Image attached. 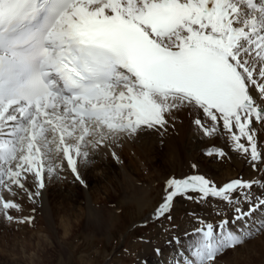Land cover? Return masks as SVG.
Returning <instances> with one entry per match:
<instances>
[{
	"label": "snow or ice",
	"instance_id": "obj_1",
	"mask_svg": "<svg viewBox=\"0 0 264 264\" xmlns=\"http://www.w3.org/2000/svg\"><path fill=\"white\" fill-rule=\"evenodd\" d=\"M180 110L258 174L165 181L158 217L171 220L174 199L190 193L233 206L231 221L203 222L177 249V264H215L264 231V0H0V188L12 196L34 200L29 179L43 189L65 165L83 183L89 146L160 132ZM11 210L22 207L0 195V214L12 221Z\"/></svg>",
	"mask_w": 264,
	"mask_h": 264
},
{
	"label": "rangeland",
	"instance_id": "obj_2",
	"mask_svg": "<svg viewBox=\"0 0 264 264\" xmlns=\"http://www.w3.org/2000/svg\"><path fill=\"white\" fill-rule=\"evenodd\" d=\"M215 148L221 147L215 146ZM209 149L200 148L192 153L197 160V167L185 170L190 173L183 174L182 177L203 175L217 186L236 178L244 179L248 176L247 180L251 179V173L245 175L242 172L243 167L235 165L232 159L218 161L215 156L207 155ZM116 164L119 166L118 163ZM242 165L247 166L244 162ZM180 167V162L173 160L168 164L166 171L160 175L140 176L142 179L140 188L143 192L139 196L135 194L132 198L131 195H119L118 191H115L118 184V179L115 178H112V182L104 179L100 188L96 190L95 198H91L89 193L84 191L85 196L79 195V199L83 202L82 198L87 197L93 207L98 206L97 198L103 199L111 195L113 201L112 205L110 204V215L99 231L76 230L77 236L69 244L63 245L61 256L55 258L51 255V251L55 249L51 241L54 239L60 242L61 231H58L56 238L52 235L48 236L44 222L31 212V207L26 201L13 196L15 201L24 207L20 211L11 210L10 214L16 218L12 221L0 214V258L19 264H89L90 261L92 264H137L141 257L142 264L148 263L146 259H153V251L158 248L162 250V246L171 239V236L191 231L203 222L216 224L233 208L220 199L204 200L199 199V194L190 193L189 195L194 199L190 200L184 196L174 199L169 213L171 220L167 216L154 215L156 208L162 202L165 181L170 177L178 178L181 174H179ZM118 169L123 171L122 166ZM88 174L101 175L102 170L92 168ZM64 179L65 176H59L62 184H65ZM54 182L56 185L51 189L53 195L47 197H51L49 199L50 208L53 210L51 225L56 229L59 226V214L62 215V212L58 211L62 198L56 195L58 187H55L59 182ZM70 188L72 187L68 186L66 189L70 190ZM64 193L68 192L64 191ZM25 217H33V219L30 222L24 221ZM38 239L43 241H40L43 245L39 247L36 246ZM190 239L194 237L184 239L180 247L187 245ZM165 246L162 251L170 248ZM150 263L149 261L148 264ZM215 264H264V231L246 239L241 246L220 254Z\"/></svg>",
	"mask_w": 264,
	"mask_h": 264
},
{
	"label": "bare ground",
	"instance_id": "obj_3",
	"mask_svg": "<svg viewBox=\"0 0 264 264\" xmlns=\"http://www.w3.org/2000/svg\"><path fill=\"white\" fill-rule=\"evenodd\" d=\"M195 117L196 113L188 110H180L169 120L166 129L160 132L153 131L135 138L121 136L118 140L111 139L106 141L107 146L98 147L95 150L89 146L88 151L91 153V162L87 165L78 163L79 173L83 183L75 178L74 174L66 165L60 173V176H65L63 180L65 184H62L59 178H48L46 176L45 187L38 189L35 186V182L30 178L26 186L31 191H39V196L33 200L29 199L26 193L21 192L19 197L24 199L31 207V212L44 222L48 236L52 235L53 238H56L58 231H61L62 234L60 242L52 239L51 244L55 249L51 251V255L54 258L61 256L63 245L69 244L77 236L76 230L82 229L87 232H96L99 231V228L100 230L102 229V225L111 212L110 206L113 201L111 195H107L103 199L97 198L96 202L98 206L96 207L92 206L87 197L86 199L82 198L84 201L81 202L79 195L85 196V191V193H89L91 198H95L96 190L100 188V184L104 179L111 182L113 181L112 178L118 179L115 191H118L119 195H131V198L135 194L139 196L143 192L142 188H140L142 181L140 176L160 175L166 171L171 161L176 160L181 164L179 172L181 174L178 177L180 178L183 174L190 173L185 170L192 168V164L197 165V160L192 155L193 152H196L200 148L205 149L215 146L221 147L228 152L233 163L238 167H243L242 172L245 175L251 173V179L257 177L258 174L252 170L250 164L242 156L232 151L229 144L225 141L223 133L215 137H206L197 131L196 126L192 123ZM257 127L259 128V125ZM242 142L247 143L246 140H242ZM258 150L264 151V128H259L258 131ZM243 162L247 166H243ZM116 163L123 167V171L118 169L119 166ZM92 168L101 169L102 174L89 175L88 171ZM247 177H245L246 180ZM54 181L59 182L58 186L55 187H58L56 195L62 198L61 202H59L60 207H58V211L62 212V215L59 214L60 221L56 229L51 225L53 213L49 203L51 197H47L53 195L51 189L52 186L56 185ZM68 186L72 188L67 190L66 188ZM64 191L68 193L65 194ZM0 195H3L6 199L15 200L6 189L0 188ZM21 207L23 208L24 206ZM259 218L260 216L257 214V219ZM239 223L237 222L238 225ZM229 227L233 226L230 225ZM192 240L190 239L188 243ZM40 241L43 242L38 239L36 242L37 247L43 245ZM169 246L170 248H166L162 252L160 250L157 252L158 249L153 251V259L149 260L151 262L150 264H167V260L175 253L176 247L180 246V244H177V246L175 244ZM0 264L19 263L14 261L10 262L1 257ZM89 264H92V262L90 261ZM137 264H142L141 257Z\"/></svg>",
	"mask_w": 264,
	"mask_h": 264
}]
</instances>
